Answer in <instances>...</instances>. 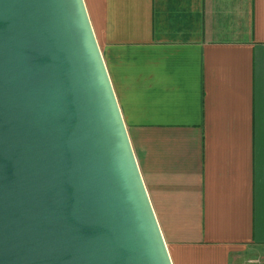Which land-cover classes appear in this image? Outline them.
Instances as JSON below:
<instances>
[{"label": "crops", "instance_id": "1", "mask_svg": "<svg viewBox=\"0 0 264 264\" xmlns=\"http://www.w3.org/2000/svg\"><path fill=\"white\" fill-rule=\"evenodd\" d=\"M173 264L264 261V0H84Z\"/></svg>", "mask_w": 264, "mask_h": 264}, {"label": "water", "instance_id": "2", "mask_svg": "<svg viewBox=\"0 0 264 264\" xmlns=\"http://www.w3.org/2000/svg\"><path fill=\"white\" fill-rule=\"evenodd\" d=\"M0 264H173L84 0H0Z\"/></svg>", "mask_w": 264, "mask_h": 264}, {"label": "built area", "instance_id": "3", "mask_svg": "<svg viewBox=\"0 0 264 264\" xmlns=\"http://www.w3.org/2000/svg\"><path fill=\"white\" fill-rule=\"evenodd\" d=\"M240 264H264V261L257 258V259H249V260L242 262Z\"/></svg>", "mask_w": 264, "mask_h": 264}]
</instances>
